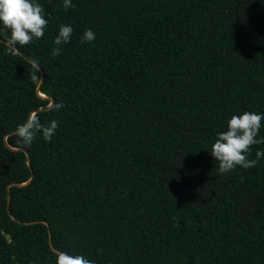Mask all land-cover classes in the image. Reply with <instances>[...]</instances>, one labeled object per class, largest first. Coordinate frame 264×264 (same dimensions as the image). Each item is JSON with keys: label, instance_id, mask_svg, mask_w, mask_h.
I'll return each mask as SVG.
<instances>
[{"label": "trees", "instance_id": "obj_1", "mask_svg": "<svg viewBox=\"0 0 264 264\" xmlns=\"http://www.w3.org/2000/svg\"><path fill=\"white\" fill-rule=\"evenodd\" d=\"M37 2L42 38L13 52L0 26V264H264V159L220 174L210 154L264 114V0ZM31 114L58 127L25 146Z\"/></svg>", "mask_w": 264, "mask_h": 264}, {"label": "clouds", "instance_id": "obj_2", "mask_svg": "<svg viewBox=\"0 0 264 264\" xmlns=\"http://www.w3.org/2000/svg\"><path fill=\"white\" fill-rule=\"evenodd\" d=\"M72 0H63V7L67 10L72 7ZM0 26L10 32L7 45L10 51H16V46H27L44 36L48 26V20L42 5L37 0H0ZM73 29L69 25L61 24L58 35L55 37L54 47L51 51L53 57L61 54V45L70 42ZM95 33L88 29L84 32L81 43L93 42ZM63 104H57L56 110L63 108ZM264 114L246 111L239 115H233L227 122L225 131L217 134L212 148L211 156L218 161L220 174H227L237 167L250 169L264 159V151H257L255 159H249V153L253 145L264 143V138L257 139L264 124ZM58 122L52 120L48 125L41 124L36 114H31L27 121L17 126L16 135L25 146H30L38 133L49 141L55 134ZM241 177V182H243ZM98 252H102L99 249ZM56 264H94L93 260L82 255H70L66 251H60L56 255Z\"/></svg>", "mask_w": 264, "mask_h": 264}, {"label": "water", "instance_id": "obj_3", "mask_svg": "<svg viewBox=\"0 0 264 264\" xmlns=\"http://www.w3.org/2000/svg\"><path fill=\"white\" fill-rule=\"evenodd\" d=\"M42 77H44V75L42 74ZM28 159H29V162H30V157L28 155ZM49 237H50V243L52 244V233L51 231L49 230Z\"/></svg>", "mask_w": 264, "mask_h": 264}]
</instances>
